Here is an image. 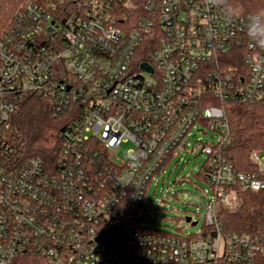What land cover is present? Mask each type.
I'll return each mask as SVG.
<instances>
[{
    "label": "built area",
    "instance_id": "obj_1",
    "mask_svg": "<svg viewBox=\"0 0 264 264\" xmlns=\"http://www.w3.org/2000/svg\"><path fill=\"white\" fill-rule=\"evenodd\" d=\"M260 20L222 0H81L64 16L27 2L0 37V264L24 255L46 264H264V234L227 233L218 218L220 205L238 207L240 190L264 191V148L250 153L259 171L237 170L227 154L226 104H264ZM30 94L68 115L54 164L12 141ZM196 127L213 138L197 143L213 189L204 229L141 227L152 180ZM128 142V158H115Z\"/></svg>",
    "mask_w": 264,
    "mask_h": 264
},
{
    "label": "trees",
    "instance_id": "obj_2",
    "mask_svg": "<svg viewBox=\"0 0 264 264\" xmlns=\"http://www.w3.org/2000/svg\"><path fill=\"white\" fill-rule=\"evenodd\" d=\"M34 1L56 15L64 16L78 8L81 0H0V37L13 23L16 13ZM226 8L235 14L254 13L260 16L259 32L264 36V0H222ZM145 46L142 58H150ZM231 125V143L227 154L240 171H259L250 153L264 148V104L256 102H233L226 104ZM69 121L67 114L55 115L50 102L36 94H30L14 115L12 141L16 149L28 156H39L47 165L57 162L62 151V129ZM209 168L201 167L199 176L209 182ZM237 208L218 207V218L227 233L252 232L264 234V191H239ZM12 264H46L35 255L17 257Z\"/></svg>",
    "mask_w": 264,
    "mask_h": 264
},
{
    "label": "rangeland",
    "instance_id": "obj_3",
    "mask_svg": "<svg viewBox=\"0 0 264 264\" xmlns=\"http://www.w3.org/2000/svg\"><path fill=\"white\" fill-rule=\"evenodd\" d=\"M196 127L182 145L178 146L174 155L164 168L152 180L146 199L140 210V226L147 229L180 233L189 236L199 233L206 224L205 207L207 195L212 197L213 189L209 182L199 176L205 164L206 155L201 152L197 143L200 139L212 141L208 129L199 131ZM131 142L123 143L115 152V158L125 161ZM264 162V149L260 151ZM264 172V164H260ZM192 216V225L186 221Z\"/></svg>",
    "mask_w": 264,
    "mask_h": 264
},
{
    "label": "water",
    "instance_id": "obj_4",
    "mask_svg": "<svg viewBox=\"0 0 264 264\" xmlns=\"http://www.w3.org/2000/svg\"><path fill=\"white\" fill-rule=\"evenodd\" d=\"M141 67L146 69V70H149V71H152L153 68L151 65H149L148 63L144 62L141 64ZM65 129L63 128L62 131H64ZM186 221L188 223H191L192 225H196L198 222L197 221H192V216H187L186 217ZM98 239L100 240H106V237L105 236H99Z\"/></svg>",
    "mask_w": 264,
    "mask_h": 264
}]
</instances>
